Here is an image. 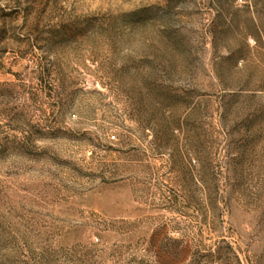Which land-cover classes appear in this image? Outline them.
Segmentation results:
<instances>
[{
    "label": "rangeland",
    "instance_id": "1",
    "mask_svg": "<svg viewBox=\"0 0 264 264\" xmlns=\"http://www.w3.org/2000/svg\"><path fill=\"white\" fill-rule=\"evenodd\" d=\"M0 264H264V0H0Z\"/></svg>",
    "mask_w": 264,
    "mask_h": 264
}]
</instances>
